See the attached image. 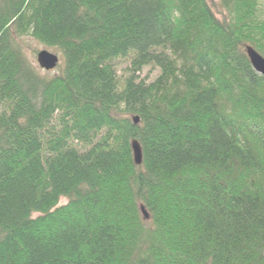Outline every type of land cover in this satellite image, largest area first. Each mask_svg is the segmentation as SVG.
Here are the masks:
<instances>
[{
    "label": "trees",
    "instance_id": "16d2710c",
    "mask_svg": "<svg viewBox=\"0 0 264 264\" xmlns=\"http://www.w3.org/2000/svg\"><path fill=\"white\" fill-rule=\"evenodd\" d=\"M247 46L264 0H0V264H264Z\"/></svg>",
    "mask_w": 264,
    "mask_h": 264
},
{
    "label": "water",
    "instance_id": "95a60500",
    "mask_svg": "<svg viewBox=\"0 0 264 264\" xmlns=\"http://www.w3.org/2000/svg\"><path fill=\"white\" fill-rule=\"evenodd\" d=\"M246 50L254 69L258 73L264 75V56L261 53H259L256 49H254L252 46H247ZM37 61L40 68L49 71L57 67L60 61V57L56 53H53L47 49H43L38 53ZM134 120L136 123H138L139 117L138 116L135 117ZM132 148H133L135 162L137 164H141L142 148L138 140H133ZM142 212L146 218L149 217V214L144 206H142Z\"/></svg>",
    "mask_w": 264,
    "mask_h": 264
},
{
    "label": "rangeland",
    "instance_id": "374dc122",
    "mask_svg": "<svg viewBox=\"0 0 264 264\" xmlns=\"http://www.w3.org/2000/svg\"><path fill=\"white\" fill-rule=\"evenodd\" d=\"M215 1V0H213ZM216 8V7H215ZM217 9V8H216ZM16 39L19 42V45L21 46V49L23 50L24 54L27 56V58L29 60H31L36 66H38V61H37V55L38 53L43 50V49H48L51 52H55V50L51 47H47L46 45L42 44L40 41H38L36 38H34L31 35H19L16 37ZM56 53V52H55ZM60 58H61V54L58 53ZM62 61V58H61ZM60 61V63H61ZM119 63V68L122 69L124 71L125 66H126V61H120ZM49 73V75H56L58 73H60V68L57 67L51 71H46L43 70V73ZM159 74V70L155 69L153 67H146L143 72H142V76L143 77H148L149 80H153L154 78H156V76ZM63 201H66L65 199H63Z\"/></svg>",
    "mask_w": 264,
    "mask_h": 264
}]
</instances>
